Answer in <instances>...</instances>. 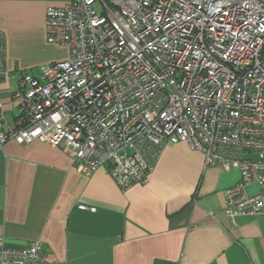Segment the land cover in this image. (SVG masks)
I'll return each mask as SVG.
<instances>
[{
  "label": "built area",
  "instance_id": "obj_1",
  "mask_svg": "<svg viewBox=\"0 0 264 264\" xmlns=\"http://www.w3.org/2000/svg\"><path fill=\"white\" fill-rule=\"evenodd\" d=\"M46 39L69 55L21 74L0 148L38 139L126 189L148 181L167 143L184 142L206 165L241 170L226 214L264 215V0H70L47 8ZM43 251L41 240L16 248L0 235V264H61Z\"/></svg>",
  "mask_w": 264,
  "mask_h": 264
},
{
  "label": "crops",
  "instance_id": "obj_2",
  "mask_svg": "<svg viewBox=\"0 0 264 264\" xmlns=\"http://www.w3.org/2000/svg\"><path fill=\"white\" fill-rule=\"evenodd\" d=\"M68 1L0 0L6 129L19 114L21 74L40 75L69 55L46 39L47 8ZM241 177L237 167L206 165L187 143H167L148 181L122 189L105 167L77 169L67 150L10 139L0 148V235L16 248L41 240L44 260L61 264H264V215L233 219L224 210L226 190Z\"/></svg>",
  "mask_w": 264,
  "mask_h": 264
}]
</instances>
